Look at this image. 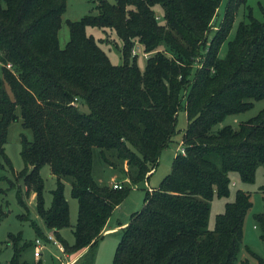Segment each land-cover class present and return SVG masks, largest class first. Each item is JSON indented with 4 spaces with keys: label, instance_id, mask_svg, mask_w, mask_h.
Returning a JSON list of instances; mask_svg holds the SVG:
<instances>
[{
    "label": "trees",
    "instance_id": "trees-1",
    "mask_svg": "<svg viewBox=\"0 0 264 264\" xmlns=\"http://www.w3.org/2000/svg\"><path fill=\"white\" fill-rule=\"evenodd\" d=\"M96 1V13L66 20L69 37L60 47L66 0H0V171L8 167L23 179L27 194L32 189L38 214L67 252H89L131 184L148 176L171 141L184 100L183 150L159 186L145 189L142 207L120 228L112 264H249L238 252L250 193L237 188L212 228L208 216L214 195H230L232 173L252 182L258 164L264 167V106L238 127L214 129L226 115L264 97V4L261 19L249 10L239 21L221 55L236 10L246 0H227L220 20L221 0ZM87 26L115 32L122 41V64L110 61ZM136 42L147 54L142 70L132 52ZM83 102L88 112L80 109ZM18 117L32 138L20 134L24 166L15 172L4 144L9 124ZM94 148L113 167L106 150L125 161L121 172L128 180L121 187L95 181ZM45 164L56 177L48 207L40 176ZM64 179L78 202L72 245L59 232L69 225ZM260 189L264 199V183ZM16 196L26 208L20 189ZM5 214L0 206V220ZM253 218L264 244V211ZM20 238V232L9 235L13 253L7 264H28L20 258L27 245H19Z\"/></svg>",
    "mask_w": 264,
    "mask_h": 264
},
{
    "label": "rangeland",
    "instance_id": "rangeland-1",
    "mask_svg": "<svg viewBox=\"0 0 264 264\" xmlns=\"http://www.w3.org/2000/svg\"><path fill=\"white\" fill-rule=\"evenodd\" d=\"M108 1L113 2L114 0ZM96 3V0H66V9L62 14L61 27L58 31L60 47H63L66 44L69 37L66 20H75L84 14L96 13ZM226 3L227 0H221L219 4L217 10V18L219 20L223 16ZM263 4L264 0H246L245 4L238 6L229 34L220 46L221 55L225 53L227 40L233 36L239 21L246 17L249 10L255 18H262L260 5ZM157 8L160 11L161 8L159 6H157ZM86 32L94 36L113 64L123 63L121 52L122 41L117 37L112 29L106 27L87 26ZM211 34L212 32H210L209 37ZM133 48L134 53H136V63L142 70L145 66L147 54L144 53L143 47L139 42H136ZM130 59H132V57H130ZM263 106L264 97L259 100H255L253 106L245 111L226 115L222 121L214 125V129L225 124L238 127V124L241 121L255 115ZM79 107L84 112L89 111V107L85 102L80 103ZM17 113L19 114V111H17ZM186 124L187 117L183 100L176 115V130L171 141L160 150L154 168L150 170L146 178L144 177L138 179L134 184H131L128 193L125 195L121 203L114 208L111 216L109 217V224L111 226L110 230L105 232L102 237L98 239L95 246L89 252L83 250L74 259L73 257L77 252H67L69 250L66 251L65 249L64 251H60L57 245L46 240L44 236L41 237L38 235L34 223L39 227L42 234L48 233L51 230L47 228L45 222L38 214L35 205L34 192L30 189L27 194L26 185L24 184L23 179H16L11 169L8 167L2 169L0 173L6 176V178L0 180V206L6 214L0 220V264H7V261L13 253L12 241L9 239V235L11 233L16 234L18 232L21 233V238L19 240L17 239L18 244L20 245L22 242L27 243V245H25L21 250L20 258L28 264H34L36 260H40L42 264H51L53 262H58L59 264H112L115 247L121 234L120 228L128 223L130 216L134 211H138L142 207L145 189L148 187H158L162 178L170 172L173 158L180 150V147H182V134ZM21 133H24L28 139L32 138L31 131L23 128L21 119L18 117L17 120L12 121L9 124L7 141L4 144L5 152L10 158L15 172L20 171L24 166L23 159L20 155ZM105 152L106 156L115 161L117 167H113L112 164L106 163L99 150L94 148L92 152V175L95 181L100 184H111L113 180L122 183L124 182L122 180H128V174L124 175L121 172L124 169H127L125 168V161L123 159H118L115 156V151L113 149L106 150ZM128 170L132 175L137 173L135 165L129 166ZM40 176L43 181L44 204L48 207L51 203V190L55 187L56 177L51 173L48 164L41 167ZM8 178L13 181L11 184L9 183ZM231 181L230 195L228 197L219 198L215 195L213 196L210 202L208 227H213L215 215L223 211L226 201L233 199L234 192L237 188L248 191L250 193V200L252 204L246 212L244 218L243 239L241 248L238 252V258H247L249 260V264H259L257 259L248 252V249L252 250L264 259V244L259 238V229L255 227V221L253 218L254 213L264 211L263 192L260 189V186L264 183V167L262 164H258L255 172V178L252 182H242L235 172L231 174ZM63 182V192L68 201L69 207V225L61 229L60 236L69 245H72L74 243L73 228L78 214V202L77 199L71 195L70 182L67 179H64ZM18 189L22 192L26 208L20 205L17 201L16 194ZM23 213L24 216L21 215ZM36 237H39L41 242L44 243L42 254L38 258H36L33 254V241ZM58 240L63 246L60 239ZM30 241L32 244H29ZM66 253L69 255L67 256ZM67 260L71 261L67 262Z\"/></svg>",
    "mask_w": 264,
    "mask_h": 264
},
{
    "label": "built area",
    "instance_id": "built-area-1",
    "mask_svg": "<svg viewBox=\"0 0 264 264\" xmlns=\"http://www.w3.org/2000/svg\"><path fill=\"white\" fill-rule=\"evenodd\" d=\"M132 52L134 54V48H133ZM6 67L11 68V64L6 63ZM180 150H183V149L180 148ZM111 184L113 187H121V182H117V181L113 180ZM45 237L48 241H51L52 243L57 245L59 247L60 251H64L63 246L60 244V242L57 240V238L53 235L52 231L45 233ZM43 248H44V243L41 242L39 237H36L34 239V244H33V249H34L33 254L36 258L40 257V255L42 254Z\"/></svg>",
    "mask_w": 264,
    "mask_h": 264
},
{
    "label": "crops",
    "instance_id": "crops-1",
    "mask_svg": "<svg viewBox=\"0 0 264 264\" xmlns=\"http://www.w3.org/2000/svg\"><path fill=\"white\" fill-rule=\"evenodd\" d=\"M110 228H111V226H110V224H109V219H108V222H107V224H106V227H105V229H104V231H103V234L105 233V232H107L108 230H110ZM59 232H61V229H60V231ZM57 238V237H56ZM58 240V239H57ZM59 241V240H58ZM33 243H34V241H33ZM83 250H85V249H83ZM82 250V251H83ZM81 252V251H80ZM80 252H78V253H76L75 254V256L73 257V259L80 253ZM67 254V256L69 255L68 253H66ZM69 261H71V260H67V262H69Z\"/></svg>",
    "mask_w": 264,
    "mask_h": 264
}]
</instances>
